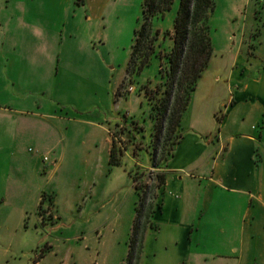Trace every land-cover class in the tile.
Masks as SVG:
<instances>
[{"label":"rangeland","instance_id":"374dc122","mask_svg":"<svg viewBox=\"0 0 264 264\" xmlns=\"http://www.w3.org/2000/svg\"><path fill=\"white\" fill-rule=\"evenodd\" d=\"M144 1L16 0L13 6L4 1L0 12L4 17L11 11L20 15L23 12L20 4L26 3V13L46 14L44 20L49 30V38H45L48 42L46 63L50 68L47 72L53 71V76L47 85L51 95L47 107L38 113H50L56 109L66 122L63 123L64 132H59L58 138L61 139L59 150L65 153V160L50 179L52 193H48L46 204L41 209L40 201L31 217L38 227H28L29 221L25 229L18 226L21 210L32 195L33 187L45 179L43 176L35 177V171L31 170L29 158L39 153L36 142L28 141L27 150L20 157L19 172L27 175V181H17L11 165L0 162V222L5 220L3 213L9 214L8 222L14 227L12 236L17 243L16 249L9 251L7 257L2 254L5 246H0V264H127L137 207L141 201V192L135 189L129 173L145 163L148 155L146 151L139 150L137 157L133 158L130 151L124 157L123 166L114 167L110 165L103 141L107 135L113 141L114 134L119 138L118 142L128 144L125 135L116 133L119 130L116 125L121 124L125 115L145 128V142H148L154 125L144 87L155 88L162 82L159 71L166 62L155 57L152 64L134 79L127 75L135 31L141 28L143 21ZM213 1L215 7L209 20L214 46L211 62L223 61L225 50L239 44L244 35L247 44L253 45L255 56L264 59V0ZM178 9L179 2H176L171 12L155 21L163 32L158 52L171 50L172 40L166 33H173ZM250 60L255 58L250 57ZM58 68L60 75L55 78ZM205 75L206 72L199 83L201 97L208 90L203 83ZM118 94L123 97L130 94L129 99L118 103ZM56 99H61L63 104L58 105ZM211 100L209 106L214 107L216 99ZM198 104L204 106V103ZM203 111L201 108L193 116L190 113L186 117L185 113L183 134H197L195 131L198 132L199 124L195 126L198 128H192L191 122L198 117L205 119L202 122L204 127L210 128L207 111ZM201 137L200 140L206 141L212 136ZM29 149L34 151V155L28 152ZM195 149L198 153L203 151L199 147ZM173 160L167 165L173 166ZM51 164L54 165L53 162ZM145 167L143 170L147 169ZM147 173L151 178L155 177L152 175L154 171ZM142 182L151 186L157 184L148 177ZM52 194L56 205L50 211L48 198ZM153 194L156 197V193ZM15 195V200L11 201L10 197ZM205 202L204 197L197 198L193 205L201 211ZM240 206L241 212L237 213L240 219L247 226L251 223L256 226L251 234L252 253L261 255L264 252V211L256 214L255 218H248L246 204ZM200 220L198 218L197 221ZM148 227L149 224L146 228L141 226V232L138 231L141 238L136 256L140 264H152L151 257L147 258L148 252L152 253V245L145 246ZM169 230L167 226L157 235L160 242L157 249L163 248ZM243 233L244 229H241V238ZM245 235L248 236L247 232Z\"/></svg>","mask_w":264,"mask_h":264},{"label":"crops","instance_id":"0c3cea01","mask_svg":"<svg viewBox=\"0 0 264 264\" xmlns=\"http://www.w3.org/2000/svg\"><path fill=\"white\" fill-rule=\"evenodd\" d=\"M4 1L0 0V12ZM7 2L13 6L16 0ZM26 5L20 4L23 7L20 15L13 11L5 17L0 14V162L11 165L17 181H27V175L19 172L18 167L26 144L35 141L39 153L29 158L31 170L35 171V177L45 178L33 187L21 210L18 226L23 229L27 221L28 227L37 225L31 217L43 193H52L50 179L65 160L58 138L66 122L56 109L38 113L45 110L51 97L47 85L53 71L47 72L45 40L49 38V30L44 20L46 14L30 15L26 13ZM253 51V45H248L246 36H242L239 44L225 50L223 61L210 63L203 80L208 88L206 94L199 96L202 91L199 85L193 96L185 117L202 108L207 111L210 128L203 126V117L193 119L192 128H198L195 126L199 124L198 132L205 131L198 133L191 129L200 135L183 134L174 157L169 160L174 159L173 166L167 165L163 170L167 179L156 192L145 245H152V253L147 254L152 264H264V252L252 253L251 234L256 226L251 222L247 226L237 214L241 212V204H246L248 218L264 211V59H258ZM59 75L60 68L55 78ZM129 95H119L118 103L128 100ZM211 98L216 99L214 107L209 106ZM56 102L63 104L61 99ZM208 134L212 137L200 140V136L205 139ZM103 142L110 157L113 141L107 135ZM198 147L203 151L198 153L195 149ZM28 152L34 155L32 149ZM48 155L51 156L45 162ZM9 178L13 179L11 175ZM14 197L10 200H15ZM202 197L206 202L199 211L193 203ZM3 216L0 246H5L2 254L7 257L17 243L12 236L14 227L8 222L9 214ZM167 226L170 230L166 243L157 249L160 243L157 235ZM241 229H244L242 238Z\"/></svg>","mask_w":264,"mask_h":264},{"label":"trees","instance_id":"16d2710c","mask_svg":"<svg viewBox=\"0 0 264 264\" xmlns=\"http://www.w3.org/2000/svg\"><path fill=\"white\" fill-rule=\"evenodd\" d=\"M176 2H179V9L173 33L171 35L169 32L166 33L172 40V47L169 52L161 53L158 49L162 43L163 32L155 21L171 12ZM214 7L213 0H145L143 3V21L141 28L135 31L127 75L134 79L152 64L155 57L161 58L166 64L161 65L159 71L162 82L155 88L148 85L144 87L151 106V117L154 120L148 142L144 141L145 128L127 115L122 117L121 124L117 123L116 128L119 130L116 133L125 135L128 144L123 145L118 142V137L112 135L113 144L109 160L111 166H123L124 157L130 151L133 158L137 157L139 150L146 151L148 155V160L141 164L142 166H136V169L129 173L135 189L141 192V201L137 207L127 264H139L136 253L141 235L138 236V231L141 232V226L146 228L150 223L156 200L153 193L166 183L167 176L163 170L174 157V151L183 139V117L201 78L210 66L214 46L210 36L209 20ZM142 167L147 169L143 170ZM149 170L154 171L155 174L152 175L155 177L151 178L148 175ZM146 177L157 182L156 186L142 182ZM47 197L48 193H43L41 209L46 204ZM55 199L54 195L49 196L48 210L55 209Z\"/></svg>","mask_w":264,"mask_h":264},{"label":"built area","instance_id":"2783aa9c","mask_svg":"<svg viewBox=\"0 0 264 264\" xmlns=\"http://www.w3.org/2000/svg\"><path fill=\"white\" fill-rule=\"evenodd\" d=\"M49 159H48V156H45L44 157V161L47 162Z\"/></svg>","mask_w":264,"mask_h":264}]
</instances>
